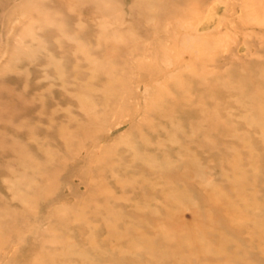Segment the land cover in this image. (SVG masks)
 Masks as SVG:
<instances>
[{
  "label": "rangeland",
  "instance_id": "obj_1",
  "mask_svg": "<svg viewBox=\"0 0 264 264\" xmlns=\"http://www.w3.org/2000/svg\"><path fill=\"white\" fill-rule=\"evenodd\" d=\"M0 264H264V0H0Z\"/></svg>",
  "mask_w": 264,
  "mask_h": 264
}]
</instances>
